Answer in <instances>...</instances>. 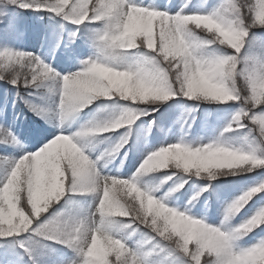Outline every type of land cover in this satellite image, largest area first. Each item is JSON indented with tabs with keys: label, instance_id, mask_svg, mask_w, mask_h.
Instances as JSON below:
<instances>
[{
	"label": "snow or ice",
	"instance_id": "obj_1",
	"mask_svg": "<svg viewBox=\"0 0 264 264\" xmlns=\"http://www.w3.org/2000/svg\"><path fill=\"white\" fill-rule=\"evenodd\" d=\"M3 3L25 11L47 12L77 29L97 23L102 27L95 32L97 55L83 61L82 70L73 74L61 75L34 53L0 50V80L13 88L40 89L45 81L54 82L58 96L55 107H29L59 129L38 150L18 160L0 159L7 165L0 180V239L34 233L74 249L81 264H149L151 252L129 247L115 234L117 221L127 220L124 227L148 229L152 234L148 243L157 238L167 242L172 253L185 258L184 264H264V257H260L264 236L247 247L239 245L240 240L264 226L256 225L264 216V204L240 225L227 227L231 218L264 192V181L226 204L221 225L214 227L167 206V196L154 198V190H142L136 179L161 169L171 171L162 184L179 174L188 179L207 174L209 181L217 179L218 171L225 176L246 175L264 169V156H258L255 149L234 148L221 140L193 147L181 140L148 154L133 178L123 179L101 175L96 162L82 148L88 138L125 129L120 142L106 154L119 153L135 121L148 114L137 113L133 105H154L156 111L159 105L173 100L239 105L224 133L249 128L264 143V59L241 55L246 46L249 50L264 49V37L253 33V29L264 28V0L255 4L251 0H228L218 10L193 14H185L183 8L173 14L136 4L135 0H0ZM200 32L207 39H201L197 35ZM223 33H229L230 38ZM77 35L73 33V40ZM136 52L141 55L129 61L127 54ZM98 99L123 101L128 107L103 125L90 124L67 132L66 122ZM0 143L17 144L18 140L0 126ZM154 162L166 166L153 169ZM14 170H18L15 175ZM185 183L187 180L177 184L168 196L180 192ZM70 194H94L95 210L72 218L69 230L60 227L64 222L59 218L34 227L42 213ZM201 194L188 204L194 206ZM114 196L119 197L124 215L108 219L105 208ZM43 201L48 206L36 211L33 204ZM5 247V255L14 250L12 245Z\"/></svg>",
	"mask_w": 264,
	"mask_h": 264
},
{
	"label": "trees",
	"instance_id": "obj_2",
	"mask_svg": "<svg viewBox=\"0 0 264 264\" xmlns=\"http://www.w3.org/2000/svg\"><path fill=\"white\" fill-rule=\"evenodd\" d=\"M251 2L255 4L256 0H251ZM33 12L35 13V22L30 26V29L44 31L45 28H47L48 25L50 24V20H48L49 19L48 16L51 14L47 12H35V11ZM56 19H59L62 22H64L69 28H72L74 26L70 22H66L60 17H56ZM17 25L18 24H16V26ZM253 33L257 34L258 35L257 37H264V28L253 29ZM197 35L201 39H207V37L204 35L203 32H200ZM5 45H6L5 42L0 41V50H4ZM9 50H12V49H9ZM35 50H36V45H34L33 47V51ZM137 53L141 55V53L139 52ZM253 54L256 55L257 58L264 59V49L262 48L257 47L256 50L253 52ZM22 71L27 72V69H23ZM239 83H242V81H240ZM9 87L11 88L12 85L7 83L4 80H0V89L8 90ZM15 89L18 90L20 93V97L18 96L19 98H18V104H17L18 112L20 113V117H24L23 121H20V124H22L20 135L23 139L25 138L26 144L29 147L33 148L35 144L37 143V140H35L36 137H39L42 134L46 136L48 132H42L43 127L45 126V122L43 121L41 116H38L35 112H33L30 109L29 104H33V105H36L44 109H49L48 104L53 102L56 98L55 85H54V82L52 81H45L44 85L40 89H24L23 87L19 89L17 88ZM29 93H31V95H29ZM26 101H28V103H26ZM99 105H102L105 108L116 106L119 109V112H120L119 115L122 114L124 108L128 107V105L123 101L117 102L115 100L98 99L90 107L85 108L82 112L88 111V109L94 106H99ZM190 106L194 108L192 112L197 118L205 113V118L209 119V117L210 118L215 117L214 113L220 112L222 110H226V108H229L232 105L230 104L220 105L217 103H194V102L187 101V100H173V101H169L168 103L159 105V110H156V111L153 110L154 107H156L154 105H151V106L150 105H140V106L133 105L132 107L137 113L145 112L148 114L140 115L139 119L135 121L134 125L132 126L128 142L120 150L119 153L115 155L106 154L110 152L111 148L114 147L117 143H119L121 139H119V141L115 143L114 145H112V147L110 148H103L102 150L101 146L113 134L123 132L122 133V136H123L125 129H120L117 132L108 134V135L88 138L85 141H83V143L89 150L92 151V153L94 154V158L97 160L98 163L100 161L102 163V160L105 158H106L105 159L106 161L107 159L113 158V157L116 159L120 154H122L125 151L128 145H134V144L138 145L143 142L144 138L142 136V130L144 126L148 128L147 134L150 135L149 137L150 143L153 145L155 143L154 139L157 137L158 124L168 122L172 118L174 114L173 111H175L176 108L183 107L184 110H187V108H190ZM82 112L78 113L72 119H77L78 116ZM257 113L260 114L259 110H257ZM245 123H247V121H245ZM17 126L18 124L16 122L10 128L17 130ZM10 128L8 130H10ZM231 136H233L234 142L238 144L240 143L242 144V146L244 145L247 148L249 147V148L255 149L256 154L258 156H264V143L260 141L258 133L250 132L249 128H244L242 130L233 131ZM10 147H11L10 144L0 143V159L3 158V155L6 153V151ZM130 162H131V158H129V156H125L123 161L117 167L115 165L114 160L111 164L102 163L101 164L102 167L100 168L99 173H109L107 169L114 167L115 170H117L118 174L124 175L128 173L130 170L127 167V164ZM1 171H2V167H0V172ZM220 171H227V170H220ZM263 174H264V169H259L255 172L248 173L246 175H236V176L221 175L220 172L218 171L217 179L211 180V181L205 178L207 174H202L200 178L192 176L191 179H188L187 175L179 174L175 178L178 181L177 184L182 183L184 180H187V183L184 184L183 189L180 192H184L187 189L186 187L191 182L195 183L198 186H203L205 188L207 187L208 189L207 191H203L204 189L203 188L201 189V191L197 193V194L202 193L201 195L198 196V199H202V197H205L207 192L211 190L212 187L214 186L218 188L222 186H227V185L239 187L240 185L242 186V185H245L246 183H250L256 177L261 176ZM159 175L168 176V175H171V171L170 169H161L160 172L147 173V174L141 175L140 177L142 178L157 177ZM176 185L174 186V188L176 187ZM182 194L183 193H181V195ZM93 195L94 194H89V195H84V196L71 195V194L66 195L64 198H62L59 201V203H54L52 206H50L47 213H42L41 217L36 221V224L34 225V227L39 226L42 223H47L50 220L57 219V218H59L62 222H65V221H70L72 218H74L78 214L85 215L91 204L90 197H92ZM65 210H70V212L65 215L63 213ZM127 223H128L127 220H118L116 225L114 226V231L116 229H120L122 232H126L127 230H133V233L135 235L140 236L142 244L145 247L147 248H149V246L154 247L153 249H157L159 253L167 252L169 255L168 259H166L167 262H169L170 264H184L183 258L180 257L182 255L179 253H172L170 248L167 245V242L160 241L159 238H157L156 240H151V243H148L152 235L151 233H149L148 229L143 228L142 226H138V225H133L132 227H124V225H126ZM29 235H33V234H27V235H23V236L16 237V238H10V239H0V251L5 252L6 245H13L12 242L18 243V241L26 238ZM35 236L39 239L41 238V240L46 241L50 244L51 243L55 244L58 248V251L56 253L44 254V255H41L40 258L36 259L37 262H39L40 264H58L59 262L62 261V258L64 256L66 255L72 256L75 253L74 249L65 247L63 244L55 243L50 240H45L42 237H39L37 235ZM63 249H65V252L62 251ZM13 251H16V249H14ZM25 257L27 259L30 258L29 260L33 258L30 256V254L28 255L26 254Z\"/></svg>",
	"mask_w": 264,
	"mask_h": 264
},
{
	"label": "rangeland",
	"instance_id": "obj_3",
	"mask_svg": "<svg viewBox=\"0 0 264 264\" xmlns=\"http://www.w3.org/2000/svg\"><path fill=\"white\" fill-rule=\"evenodd\" d=\"M196 5L193 6V8H191L188 12H186L185 14L189 13V14H193V13H197V12H211V11H215L218 10V7H221L222 5H225L227 0H197L196 1ZM205 2H209L208 6H205ZM136 4H143L145 6H154L157 8V10H161V11H169L171 13H175L176 10L171 8H165L164 6H162L161 4H158L157 2H146L143 0L138 1V3ZM14 10H12L10 8V6L6 3L0 4V18L2 17H14L16 15V12H13ZM101 29V27H96V29L94 31H91L88 36H89V40H90V45L91 47H93L92 51L93 53H90L88 56H86V58H84L82 61H80V65H82V62L85 60H89V59H93L95 58V56L97 55V50L94 46V38H95V32L99 31ZM69 40L73 41V35L69 36ZM138 56L136 54H130L127 55V58L129 59V61H132L134 59H136ZM47 61V60H46ZM83 66V65H82ZM64 75H67L66 73ZM240 106L238 105H234L232 106V108L230 109V111H226V112H222L221 117L222 119L220 121L216 120L214 122L209 121V123H201L199 125V128L197 130V135L196 137L193 138H188V140H185L184 142L195 147L198 145H203V144H207V143H211L214 142L216 140H221L223 143L225 144H230L232 147L234 148H241L236 146L233 142H227L225 140H223L220 137L221 134V130L224 127L225 124L229 123V120L236 114V112L238 111ZM100 115L98 110H94L92 112H89V117L84 121V123L80 124V127H84L86 125H89V123L92 121V119L94 118V116H98ZM119 115V110L116 107H112L107 111H104V113L101 115L102 116V122L103 123H107L110 122L111 120L115 119L117 116ZM181 115V112H179L178 117ZM190 124H188L189 126ZM174 127L177 129V131H180L179 128L181 127V123H178V119H177V123L174 125ZM51 138H49L48 140H50ZM47 140V141H48ZM170 141H175L176 138L171 137L169 139ZM226 140H230L229 137H227ZM46 141V142H47ZM45 142V143H46ZM44 144V143H43ZM42 144V145H43ZM41 145V146H42ZM240 146V145H239ZM84 150V149H83ZM85 151V150H84ZM86 153V152H85ZM21 156H16L14 158V160H18ZM133 178L132 175L130 176H124L123 179H131ZM137 179V183L138 186L141 187V189H152L153 191V195L154 198H164L167 196V193L169 192V187L170 185H172L175 181L170 182V184H168V187L165 188L166 190L160 191L157 194L156 186H157V182L154 180H143V179ZM261 181H264V177L259 178L257 180H255V182H253L252 184H249L247 186H245L244 188L241 189H232V190H227L225 193H223L222 197H220L218 200H215V206H214V212L213 215L211 217H209L206 212L205 209L202 208H198L197 212L194 213L193 210L189 209V205L187 204L188 201L190 200L189 198L191 197V194L196 191V186L195 185H190L185 197H184V201L180 204H178V198L177 197H168L167 196V200H166V205L170 206V207H174L178 210L181 211H186V214H189L192 216V218L195 219H201L203 222L207 223L209 226H214V227H219L221 225V221L223 220V215H224V210H225V206L226 204H228L229 202H231L232 200H234L236 197H238L242 192L247 191L248 189H250L253 186L258 185ZM97 200V199H96ZM96 200L93 202L92 207L90 208L89 212H92L95 210L96 207ZM264 204V198L258 199L256 202L252 203L249 207V210L246 212V214L240 216L237 220V222L234 225H231L228 222L227 227L229 228H234L237 225H240L243 221L247 220L254 212L257 211V209H259L261 207V205ZM119 236V235H117ZM260 236H264L263 235H259L257 238L253 239L251 242H254L255 240H258L260 238ZM120 237V236H119ZM129 245V247L132 248H138L141 251H143L141 249V247L139 245H137L134 241H132L133 244L132 245L131 242H129L128 239H125ZM243 244L239 241V245L241 247H247L248 244ZM30 247V246H29ZM53 246H50L49 248L51 249ZM49 251V250H47ZM50 252V251H49ZM144 252V251H143ZM63 264H81V257H79V255H76L73 258H69L67 259L65 262H63ZM149 264H163L162 263V259L157 256H150L149 257Z\"/></svg>",
	"mask_w": 264,
	"mask_h": 264
},
{
	"label": "clouds",
	"instance_id": "obj_4",
	"mask_svg": "<svg viewBox=\"0 0 264 264\" xmlns=\"http://www.w3.org/2000/svg\"><path fill=\"white\" fill-rule=\"evenodd\" d=\"M200 19V18H194ZM261 20L264 21V17H261ZM226 39L230 38L229 33H223ZM153 169L163 168L166 165L158 162H154L152 165ZM18 170H14V175L17 174ZM107 195V194H106ZM48 206L47 201L37 202L33 204V207L36 211L43 210ZM106 216L108 219L119 217L124 215V210L121 204V201L118 196H114L111 200L108 201L107 206L105 208ZM260 223H264V216L259 217L256 220V225L258 226ZM60 227L64 230H69L72 227V223L70 221H65ZM260 257H264V252L260 253Z\"/></svg>",
	"mask_w": 264,
	"mask_h": 264
}]
</instances>
